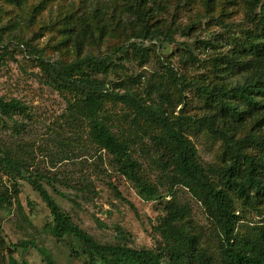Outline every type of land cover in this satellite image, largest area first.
I'll use <instances>...</instances> for the list:
<instances>
[{"label":"rangeland","instance_id":"rangeland-1","mask_svg":"<svg viewBox=\"0 0 264 264\" xmlns=\"http://www.w3.org/2000/svg\"><path fill=\"white\" fill-rule=\"evenodd\" d=\"M129 2L26 0L17 7L0 0V50L7 48L0 62V99L16 100L26 107L24 113L10 118L0 115V145L22 160L26 177L39 176L60 210L99 244L156 250L163 207L174 201L187 209L188 231L197 236L199 248L212 264H218L214 226L187 190L176 187L172 198L167 184L159 185V170L140 149L141 143H147L146 135L132 145L130 155L141 165V176L158 187L154 200L141 196L117 170L111 155L93 145L85 124L69 116L67 103L49 85L30 52L34 48L64 64L84 55L110 61L115 67L97 74L109 89L123 94L126 88L154 105H158V93L168 94L175 116L200 117L205 107L198 87L214 83L228 87L240 79L220 62L231 55L234 44L237 48L244 44L245 33L254 27L247 18L249 0H155L153 20L175 29L170 44L136 39L124 15L118 20ZM131 45L143 48L146 58L136 57ZM117 46L124 52L115 50ZM107 107L115 114L114 131L132 126L128 108L111 103ZM185 130L202 165L220 167L221 142L202 130ZM12 177L0 162V187L10 188ZM17 181L18 199L0 211V264H9L11 258L18 264H47L35 248L23 249L16 246L19 242L45 250L53 264H86L84 247L73 237L56 241L48 232L51 217L46 205L26 180ZM235 208L240 218L238 236L264 228V204L235 202Z\"/></svg>","mask_w":264,"mask_h":264},{"label":"trees","instance_id":"trees-1","mask_svg":"<svg viewBox=\"0 0 264 264\" xmlns=\"http://www.w3.org/2000/svg\"><path fill=\"white\" fill-rule=\"evenodd\" d=\"M3 1L18 7L26 0ZM129 1L118 20L124 15L136 39L172 43L175 29L164 28L153 20L155 0ZM210 1L206 0L207 3ZM249 3L247 18L254 27L245 33L244 44L239 48L234 44L231 55L220 62L240 79L228 87L218 83L198 87L205 107V114L200 117L175 116L168 94L158 93V105H154L126 88H123L126 90L123 94L109 89L97 74H105L109 68H114L115 64L110 61L84 55L64 64L45 58L34 48L30 52L47 75L49 85L67 103L69 116L85 124L93 145L111 155L117 170L135 184L141 196L154 200L158 196V187L141 176V165L130 155L132 145L141 143L146 135L147 143H141L140 149L159 170V185L166 183L172 198L176 187L187 190L214 226L219 238L218 264H264V228L251 235L238 236L240 218L235 208V202L251 206L264 204V0H249ZM92 15L96 19L95 14ZM131 47L136 57L146 58L143 48ZM115 50L124 52L122 46ZM6 51L7 48L1 46L0 62ZM107 103L128 108L132 126L119 128L120 133L114 131L115 114ZM25 109L19 101L0 99V115L5 118L24 113ZM125 118L124 114L123 121ZM191 127L221 142L220 167L214 169L202 165L196 148L186 136L185 129ZM0 162L6 173L13 176L10 188L0 187V211L10 208L12 201L18 199L20 185L17 179L26 180L49 211V234L58 242L65 237L76 239L88 255L86 264H212L199 248L197 236L188 231L187 209L177 207L174 201L166 202L163 207L165 215L157 227L161 242L156 250L101 245L60 210L39 182V176L30 174L26 177L22 160L11 157L1 145ZM29 245L47 264H53L48 253L36 245L16 244L23 249ZM9 264L18 263L11 258Z\"/></svg>","mask_w":264,"mask_h":264}]
</instances>
